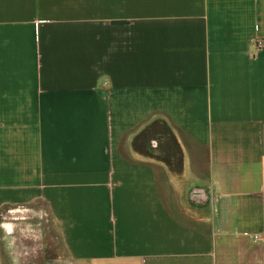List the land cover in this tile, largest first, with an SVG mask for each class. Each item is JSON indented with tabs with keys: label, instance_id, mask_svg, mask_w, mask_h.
Masks as SVG:
<instances>
[{
	"label": "crops",
	"instance_id": "crops-1",
	"mask_svg": "<svg viewBox=\"0 0 264 264\" xmlns=\"http://www.w3.org/2000/svg\"><path fill=\"white\" fill-rule=\"evenodd\" d=\"M33 203L41 264H264V0H0V210Z\"/></svg>",
	"mask_w": 264,
	"mask_h": 264
},
{
	"label": "rangeland",
	"instance_id": "rangeland-1",
	"mask_svg": "<svg viewBox=\"0 0 264 264\" xmlns=\"http://www.w3.org/2000/svg\"><path fill=\"white\" fill-rule=\"evenodd\" d=\"M2 222L11 223L6 248L13 257L12 264H41V260L63 249L56 224L39 203L1 209ZM2 249L0 242V252Z\"/></svg>",
	"mask_w": 264,
	"mask_h": 264
},
{
	"label": "built area",
	"instance_id": "built-area-1",
	"mask_svg": "<svg viewBox=\"0 0 264 264\" xmlns=\"http://www.w3.org/2000/svg\"><path fill=\"white\" fill-rule=\"evenodd\" d=\"M261 45H262V41L261 40H257L256 41V47L259 48V47H261Z\"/></svg>",
	"mask_w": 264,
	"mask_h": 264
}]
</instances>
